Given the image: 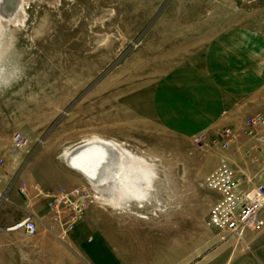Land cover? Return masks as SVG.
Returning <instances> with one entry per match:
<instances>
[{
  "label": "rangeland",
  "instance_id": "374dc122",
  "mask_svg": "<svg viewBox=\"0 0 264 264\" xmlns=\"http://www.w3.org/2000/svg\"><path fill=\"white\" fill-rule=\"evenodd\" d=\"M218 2L227 15L236 13L232 21L264 33V0H0V79L15 77L0 90V191L20 188L28 202L46 205L61 188L84 189L87 178L66 165L64 153L96 138L122 148L124 159L111 161L108 170L120 165L126 174L139 175L140 202L130 197L119 201L129 205L124 213L143 221L165 225L172 212L204 215L210 190L202 184L221 159L239 176H253L264 145L256 140L259 130L254 136L247 133V120L257 113L240 109L244 101L220 126L204 130L198 143L194 139L202 133L195 123L189 134H181L151 108L157 80L173 67L200 59L217 32ZM17 67L23 68L18 76ZM221 126L234 133L226 148L221 147ZM17 133L29 141L23 150L12 147ZM91 165L84 170L101 178L103 170ZM93 182L97 197H90L80 214L62 208L64 231L52 222L35 237L8 230L26 211L12 204L20 197L8 203L2 195L0 264H43L37 256L42 249L38 234H70L91 208L100 224L102 208L117 185ZM262 240L255 237L250 251L240 243L245 253L238 246L223 264H264Z\"/></svg>",
  "mask_w": 264,
  "mask_h": 264
},
{
  "label": "crops",
  "instance_id": "0c3cea01",
  "mask_svg": "<svg viewBox=\"0 0 264 264\" xmlns=\"http://www.w3.org/2000/svg\"><path fill=\"white\" fill-rule=\"evenodd\" d=\"M219 3L217 32L207 41L200 59L173 67L152 86L151 108L162 123L173 122L181 134H189L191 123L199 134L215 123L220 126L228 114L239 111L235 107L243 101L240 109L264 112V33L232 21L236 13L230 10L227 15ZM0 194L8 203L20 197L21 202L12 204L37 217V232L30 237L52 223L46 205L31 203V199L29 203L20 188ZM207 197L204 215L195 218L191 211L189 215L172 212L165 225L124 213L125 206L129 207L126 202L106 203L99 224L91 208L70 234H38L42 249L37 256L43 264H223L238 246L243 253L244 244L250 251L255 237H263L264 244V229L251 239L244 235L237 243L227 232L212 227L207 218L219 195L208 191Z\"/></svg>",
  "mask_w": 264,
  "mask_h": 264
},
{
  "label": "built area",
  "instance_id": "2783aa9c",
  "mask_svg": "<svg viewBox=\"0 0 264 264\" xmlns=\"http://www.w3.org/2000/svg\"><path fill=\"white\" fill-rule=\"evenodd\" d=\"M255 2V0H250ZM250 136H254L257 130L263 134L256 140L259 146L264 145V115L257 113L248 118L246 123ZM223 135L221 147L226 148L233 140L234 133L232 129L223 127L220 129ZM200 134L195 137V142L202 140ZM29 141L22 134L17 133L12 138V147L17 150L25 149ZM1 161V160H0ZM258 171L251 177L239 176L232 166L221 159L218 167L209 173L202 184L207 190L213 191L219 195V199L213 203L209 209V224L216 229L227 232L229 237L235 239L237 243L243 241L247 232H258L264 228V219L262 212L264 210V154L258 165ZM88 188L89 191H86ZM23 193V189H20ZM98 191L88 183L83 188L65 189L61 188L50 195L46 207L53 214L51 220L53 223L62 225V208L70 207V211L80 214L86 206L90 197H97ZM0 194V198H2ZM69 209V208H68ZM67 211L69 212V210ZM77 219V215L72 216L68 221V229H72ZM37 217L26 212L24 217L14 222L9 231H20L27 236H32L37 232ZM51 228V225H50ZM53 228V227H52ZM62 230L64 231L63 227Z\"/></svg>",
  "mask_w": 264,
  "mask_h": 264
},
{
  "label": "bare ground",
  "instance_id": "6f19581e",
  "mask_svg": "<svg viewBox=\"0 0 264 264\" xmlns=\"http://www.w3.org/2000/svg\"><path fill=\"white\" fill-rule=\"evenodd\" d=\"M91 141L100 143L103 146H107L109 151H113L115 157L114 159L112 158V155L110 153L107 154H103L101 153V151H84L83 153H81L80 155H78L75 159V163L77 165H79L81 168L84 167V165L87 164H92L93 166H95V170L97 172H102L104 173V175L101 178L96 177L95 175H91V177L93 179L88 180V182L90 183V185H92L97 191L99 188H97V186H94V182L95 180L99 181V182H103L106 181L107 183L102 185L101 187H106L109 184L113 183L117 185L116 187V192L114 193V195L112 194V196L108 197V201L109 203H113V205L115 206V204H120L119 199H123L124 197H130L131 199L140 202L139 200L141 199V186L139 183V175L137 174V172L135 171L134 175H128L125 173V171L123 170V168H120L121 166L119 165L118 168L116 169H110L109 165L111 163V161H118L121 163V161L124 159V155H123V151L121 146H119L118 144L111 142V141H106V140H102V139H92ZM89 141V142H91ZM69 151L64 153V160L67 157ZM85 155H87L85 157ZM91 165V166H92ZM84 169V168H83ZM93 170V169H92ZM88 171V170H87ZM95 172V171H94ZM90 174V172H89ZM98 175V174H97ZM100 184V183H98ZM100 187V188H101ZM111 193V192H110ZM106 199V198H105ZM115 203V204H114Z\"/></svg>",
  "mask_w": 264,
  "mask_h": 264
},
{
  "label": "water",
  "instance_id": "95a60500",
  "mask_svg": "<svg viewBox=\"0 0 264 264\" xmlns=\"http://www.w3.org/2000/svg\"><path fill=\"white\" fill-rule=\"evenodd\" d=\"M101 151V153H110L112 155V158L115 157L113 151H109L107 146H103L100 143L94 142V141H83L80 144L76 145L75 147H73L72 149H70L67 157L65 158V163L68 167H71L72 169H75L77 171H79L80 173H82L88 180L93 179L91 177V175L89 174V172H87L86 170H84L83 168H81L79 165H77L75 163V159L78 155H80L81 153H83L84 151Z\"/></svg>",
  "mask_w": 264,
  "mask_h": 264
},
{
  "label": "clouds",
  "instance_id": "9594fccd",
  "mask_svg": "<svg viewBox=\"0 0 264 264\" xmlns=\"http://www.w3.org/2000/svg\"><path fill=\"white\" fill-rule=\"evenodd\" d=\"M22 72H23V68L22 67H17V69H16V76L21 75ZM14 78L15 77H13V78H7V79H0V90L6 89V88L10 87L11 84L13 83V79Z\"/></svg>",
  "mask_w": 264,
  "mask_h": 264
}]
</instances>
